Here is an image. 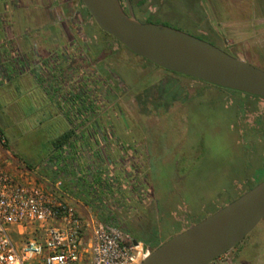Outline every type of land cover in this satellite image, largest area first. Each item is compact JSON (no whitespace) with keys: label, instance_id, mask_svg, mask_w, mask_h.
Segmentation results:
<instances>
[{"label":"rangeland","instance_id":"374dc122","mask_svg":"<svg viewBox=\"0 0 264 264\" xmlns=\"http://www.w3.org/2000/svg\"><path fill=\"white\" fill-rule=\"evenodd\" d=\"M138 1V20L183 30L264 70V0ZM77 3L0 0V55L39 76L37 90L15 82L7 95L0 86V163L12 154L42 170L64 130L56 114L74 120L84 104L82 115L103 120L100 130L118 145L112 156L100 143L114 182L107 206L124 230L154 232L161 243L264 179V131L254 119L264 115L263 100L156 66L81 19ZM34 59L46 65L34 68ZM15 166L6 168L20 180ZM209 264H264V219Z\"/></svg>","mask_w":264,"mask_h":264},{"label":"water","instance_id":"95a60500","mask_svg":"<svg viewBox=\"0 0 264 264\" xmlns=\"http://www.w3.org/2000/svg\"><path fill=\"white\" fill-rule=\"evenodd\" d=\"M96 25L156 66L222 89L264 99V70L193 34L142 22L130 0H81ZM264 218V179L150 250L141 264H209Z\"/></svg>","mask_w":264,"mask_h":264},{"label":"built area","instance_id":"2783aa9c","mask_svg":"<svg viewBox=\"0 0 264 264\" xmlns=\"http://www.w3.org/2000/svg\"><path fill=\"white\" fill-rule=\"evenodd\" d=\"M19 177L0 163V264H141L150 254L118 224L84 220L65 198Z\"/></svg>","mask_w":264,"mask_h":264},{"label":"crops","instance_id":"0c3cea01","mask_svg":"<svg viewBox=\"0 0 264 264\" xmlns=\"http://www.w3.org/2000/svg\"><path fill=\"white\" fill-rule=\"evenodd\" d=\"M20 63L23 64L22 61ZM0 67L3 68L0 72V86L7 91V95L14 89L13 83L15 82H21L22 85L25 83L30 84V86L33 85L36 90L38 89L36 81L39 79V76H36L37 80H35V73L33 70L25 68L23 71H18L11 67L4 52L0 55ZM34 88L32 89L34 90ZM56 115L57 123L63 124L64 130L56 137L54 135V138L61 136L64 132L72 128L73 125H71V122L74 124L76 122L78 127L75 130V135L71 142L72 145L54 151V154H56L54 159V168H56L55 175L52 176L48 174L47 167L44 165L42 166V170H39L36 164L33 168H28L23 161L12 154H10L8 158H5L3 163H5L8 168H12L13 164H18L20 166L19 176L22 174V179L35 183L46 192L56 197L65 198L68 203L76 208L82 219L100 221L99 218L107 214L106 204H109L111 201H106L105 197L107 196L105 193L107 191L105 192V188L102 187L103 185L92 182L93 179H97V174H95L97 171H103L101 175L106 178L108 177V175H105L107 166L105 162L108 160V157L106 156L104 148L100 149V143L104 142L107 151L113 156L114 154H118L117 141L113 143L111 138L106 135V132L101 130H98L93 135L90 129V122H92V119L89 117H76V119L74 118L73 120L71 118L69 119L66 114L58 113ZM97 118L98 117H95L94 119L97 120ZM43 119L44 116H40L38 122L40 123ZM98 120L99 122L103 121L100 119ZM87 130L89 132H87ZM3 134L5 136L4 131ZM92 135L94 136L93 139ZM109 142H111V145H109ZM97 148L99 149L97 150ZM98 152L102 153V155L100 156ZM65 155L73 157L72 160H64ZM15 160H17L18 163ZM110 189V191L114 189V184H112V188ZM115 194L116 192L114 196Z\"/></svg>","mask_w":264,"mask_h":264},{"label":"trees","instance_id":"16d2710c","mask_svg":"<svg viewBox=\"0 0 264 264\" xmlns=\"http://www.w3.org/2000/svg\"><path fill=\"white\" fill-rule=\"evenodd\" d=\"M131 2H132V4L134 5V3H133V1L134 0H130ZM144 2V0H140V1H138L137 2V4L139 5V4H142ZM79 4H81V6H82V8L81 9H83L86 13L88 12L87 11V9L84 7V5H83V3H82V1L81 0H79ZM104 37H106V38H109L108 36H110L109 34H107L106 32H104V31H102V33H101ZM111 37V36H110ZM112 38V37H111ZM123 46V45H122ZM184 76V75H183ZM186 77H188V76H186ZM191 78V77H190ZM229 91H231V92H236V91H232V90H229ZM236 93H240V92H236ZM242 95H243V97L244 98H249V99H258V100H263L264 101V99L263 98H258V97H254V96H250V95H247V94H243V93H241ZM86 105H84V104H80L79 106H78V108H77V111H78V113H77V115H79V116H76L77 118H80V117H83L86 113L84 112V111H86ZM244 113V112H243ZM82 114H84V115H82ZM69 119H70V117H69ZM254 119H256V122L257 123H259L260 124V128L261 129H263V131H264V115L263 114H258V115H255V117H254ZM97 121L98 120H96V119H94L93 118V120H92V126H93V128L94 129H96V131H98V130H100V126H99V124L98 123H100V122H98L97 123ZM73 123V122H72ZM74 124V123H73ZM77 127H78V125H77V123L75 122V124H74V126L72 127V128H70L68 131H66V132H64L61 136H59V137H57V138H55V139H52L51 141H50V150H49V152L47 153V157H46V159H44V160H41L40 161V163L41 162H43V163H45L44 164V166L45 167H47V171H48V174H50V175H55L56 174V168H54V159H55V157H56V154H54L55 152L54 151H56V150H59L60 148H62V147H70V145H72V141H73V138H74V135H75V130L77 129ZM243 131L246 133V129H243ZM0 132H2L3 133V130H2V128L0 127ZM72 158L73 157H70V156H68V155H65V159L64 160H66V161H68V160H72ZM66 161H65V163H66ZM25 164H26V166L28 167V168H33L34 167V165L35 164H33V163H27V162H25V161H23ZM103 173V171L102 172H100V171H97L95 174H97L96 176H97V179L95 180V179H93V181L92 182H94L95 184H102L103 186L102 187H104V188H107V187H110V188H112V184H113V181H112V179L109 177H103L101 174ZM94 174V175H95ZM49 175V176H50ZM145 178V181H146V179H147V175L144 177ZM251 185H249V187H250ZM107 205V204H106ZM114 209V208H113ZM113 209H109V207L108 206H106V210H107V214L105 215V216H103V217H100L99 219H100V222H102V223H104V224H108V223H115V224H118V216H117V212H116V209H114V211H113ZM119 225V224H118ZM120 226V225H119ZM120 227H122L123 228V226H120ZM124 229V228H123ZM126 232H128V233H131V235H132V237L133 238H135V239H137V240H139V241H142L145 245H147L149 248H155V247H157L160 243H161V240H158V238L157 239H154L153 238V234H155L154 232L153 233H151L150 235H149V237L147 236V237H143V236H140V235H138V236H136L135 234H133L132 232H130V231H127V230H125ZM137 237H139V238H137ZM151 238H153V240L151 239Z\"/></svg>","mask_w":264,"mask_h":264},{"label":"flooded vegetation","instance_id":"af4514ba","mask_svg":"<svg viewBox=\"0 0 264 264\" xmlns=\"http://www.w3.org/2000/svg\"><path fill=\"white\" fill-rule=\"evenodd\" d=\"M77 4H78V6L80 7V8H82V6H81V4H79V0H77ZM120 2H121V4H122V6H123V8L127 11V4H126V2H125V0H120ZM131 2V1H130ZM131 6H132V2H131ZM79 15H80V18L81 19H86L87 17H90L91 19H92V17L90 16V14L87 12H85L83 9H81L80 10V13H79ZM93 20V19H92ZM112 37V36H111ZM113 38V37H112ZM60 53H62L63 54V52L62 51H60ZM65 58V57H64ZM68 58V60H69V57H66V59ZM28 62V61H27ZM32 63H33V67L34 68H36L37 66H39V67H42L43 65H46L45 64V61L43 62V61H41L40 63H39V60L38 59H34V60H32L31 61ZM84 63H86V61L84 62ZM30 64V63H29ZM10 66L11 67H13V65H12V63L10 62ZM264 219V218H263ZM238 245V244H237ZM236 245V246H237ZM235 246V247H236ZM216 259H218V257L216 258ZM215 259V260H216Z\"/></svg>","mask_w":264,"mask_h":264}]
</instances>
